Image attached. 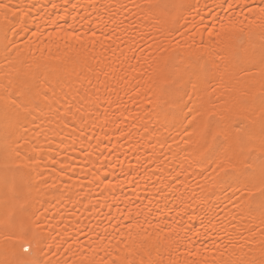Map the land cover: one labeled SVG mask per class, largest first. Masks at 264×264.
<instances>
[{"label":"bare ground","instance_id":"bare-ground-1","mask_svg":"<svg viewBox=\"0 0 264 264\" xmlns=\"http://www.w3.org/2000/svg\"><path fill=\"white\" fill-rule=\"evenodd\" d=\"M12 2L37 3L43 5V9L31 10L32 14L28 19L30 31L21 32L18 28V34L12 36L10 33L7 41L0 37V81L5 72L15 73L19 70L24 73L29 66H34L37 62L46 63L49 71L71 72L72 86L66 90L69 102L74 101V108H79L81 115L85 117L83 131L79 133V137L88 134L87 140L77 136L68 140L67 131L61 130L63 125L52 120L47 114L40 129L42 135L39 137V143L44 144V137H47L52 143V148L49 149L45 145V152L51 151L52 156L51 160L46 155L43 160L38 161L40 167L36 172H43L44 176H33L29 200L30 220L34 226L39 225L44 230L45 235L49 237L47 243L53 245V252L56 251L57 244H62V240L72 243L75 236H79L80 244L83 245V248L79 244L74 245L71 252L66 253L63 248L67 247V244H63L54 260H58L59 264H65L66 261L67 264H78L80 261L87 264V260L101 262L102 257L106 260V252H112L114 255L116 240L127 235L122 228L121 236L113 239V246L98 255L90 250L89 241H96V233L103 235L104 229H107L108 235L111 236L114 231L111 225L116 223L118 217L123 220V215L127 214L128 209H132L133 215L135 214L134 203L144 210L139 218V234L133 233L134 246L150 253L152 259H160L163 264H167L169 260L173 264H193V261L197 264L208 261L210 264L214 258L219 257L220 252L228 256L232 251L228 247L229 234L232 235L233 244L238 239L231 233L228 221L233 216L237 221L243 219L244 223H247V220L240 216L229 201L231 191L213 189L211 181L205 179L214 167L211 159L200 165L195 163L197 153L202 149H199L195 137L189 140L185 131H192L187 127V120L191 119L187 116V109L181 111L169 107L173 115L169 116L165 130L157 112L149 105V100L155 101L153 94L157 91L153 69L171 54V49L167 53L160 50L161 46L168 48L165 39L167 33L157 31L156 21L145 20L143 10L136 7L146 0ZM89 2L95 4L96 8L78 7L77 11L72 10L73 3L84 6ZM178 2L182 3L184 8L178 13L181 17L175 26L178 32L172 33L177 39H180L179 33H184L185 39L192 35L199 43L200 38L196 33L203 32L204 26L214 33H220L222 25L224 28L234 26L243 29L245 34L250 28H254L256 34L253 39H260L259 26L264 23V18L258 12L249 14L248 8L243 5H259L261 0ZM65 3L66 8L51 7L52 4ZM229 4L233 7L229 8ZM103 5L116 7L106 10ZM112 14H116L119 20H130L137 26L135 54L139 62L131 59L133 53L122 43L123 37L114 38L111 45L105 44L101 47L96 44L94 47L77 49L65 46L54 34L57 27L63 26L68 30L69 25L86 31L90 20L91 26L102 28ZM74 16L77 17L75 21L72 19ZM249 21L253 23L250 25ZM37 26L39 31L44 33V37L39 40L32 35L37 31ZM49 32L53 33L52 39L58 43H45ZM203 36L210 50L223 49V36L211 39L208 32H203ZM181 44L184 45V40H181ZM195 50L193 48L191 51ZM187 54H181L177 60ZM6 60L11 62V67L6 64ZM20 61L24 63L21 64ZM154 61L156 63H153ZM105 71L107 75L104 74ZM77 75L79 79L76 78ZM63 94L57 96L60 104H63V100H60V95ZM216 95L220 93L217 92ZM211 99L212 104L219 108L220 104L215 96ZM211 106L206 104V108ZM25 124L29 127V136H37L35 126L28 125L26 121ZM82 147L86 151L82 150ZM57 160L59 163H53ZM69 161L73 162L69 172L63 177L62 183L57 181L56 188L40 182L53 168L58 174L60 164H67ZM104 177L111 180L115 187L106 188L107 180L100 182ZM173 177L176 179L173 180ZM157 189L164 190L158 193ZM172 201H176L179 206L173 207ZM148 208L152 210L150 213ZM169 208L172 209L170 214ZM193 216L203 217L204 227L199 237L194 236L193 231L186 234L184 231L201 228L199 218L189 219ZM166 222L179 232L178 237L168 234L169 229L164 227ZM123 223L127 224V221L124 220ZM64 224L72 233L71 238L62 231ZM156 225H159V228ZM237 231H240L239 224ZM173 239H179L181 246H171ZM190 241H195V247L200 250L199 255H189V249L193 247ZM213 241L220 245L219 250L213 248ZM119 247L123 250V244ZM204 248H208L207 253L203 251Z\"/></svg>","mask_w":264,"mask_h":264},{"label":"snow or ice","instance_id":"snow-or-ice-1","mask_svg":"<svg viewBox=\"0 0 264 264\" xmlns=\"http://www.w3.org/2000/svg\"><path fill=\"white\" fill-rule=\"evenodd\" d=\"M51 7L66 8L67 4H52ZM71 7L73 11H77L78 7L96 8V5L91 2L84 6L73 3ZM102 7L107 10L109 7L115 8L116 5ZM136 7L143 10L145 20L156 21L157 31L167 33L165 39L168 48L161 46L160 50L167 53L171 49V54L153 69L157 91L153 94L155 101L149 100V105L157 112L165 130L169 116L173 115L169 107L181 111L187 109V116L191 117L187 120V127L192 131H185L189 140L195 137L199 149H202L198 151L195 163L200 165L211 159L214 167L205 179L211 181L213 189L231 191L229 201L240 216L247 220L244 223L243 219L237 221L233 216L228 221L231 233L238 239L233 244L232 235L229 234L228 247L232 251L228 256L220 252L219 257L214 258L210 264H264V23L259 26V41L253 39L256 34L254 28H250L245 34L243 29L234 26L224 28L222 25L221 32L214 33L204 26L203 32H208L211 39H218L220 36L224 38L223 49L216 51L210 50L205 44L203 32L196 33L200 38L199 43L192 35L186 39L184 33H179L180 39L172 35L174 31L178 32L175 27L181 18L178 13L184 8L178 0H146ZM228 7L232 8L233 5L229 4ZM243 7L248 8L249 14L258 12L264 18V0L259 5L245 3ZM32 9L42 10L43 5L0 0V37L7 41L10 33L12 36L18 34V28L21 32L30 31L28 19ZM72 19L75 21L77 17ZM252 23L249 21L250 25ZM89 25L86 31L73 25H69L68 30L60 26L55 29L54 34L65 46L77 49L94 47L96 44L101 47L105 44L111 45L114 38L123 37L122 43L133 53L131 59L139 62L135 54V33L138 29L130 20H119L116 14H112L102 28L91 26V20ZM32 35L38 40L44 37L38 26ZM52 37L53 33L49 32L45 43H58ZM181 40H184V45ZM193 48L196 49L195 52L191 51ZM185 52L188 54L177 60ZM121 55H124L123 51ZM6 64L12 66L7 60ZM104 74L107 75V72ZM72 75L66 70L49 71L46 63L37 62L24 73L19 70L15 73L5 72L0 81V264H59L54 257L61 251L63 244H67L63 248L66 253L71 252L74 245L79 244L83 248L79 236H75L72 243L62 240V244H57L56 251L53 252V245L47 243L49 237L39 225H33L29 216L33 176H44L43 172H36L40 167L38 161L43 160L46 155L51 160L52 156L51 151L45 152V145L52 148L48 138L44 137V144L39 143L42 135L40 129L46 114L63 125L61 130L67 131L68 140L73 136L88 139L87 133L79 137L85 117L81 115L79 108H74V101L69 102L66 91L72 86ZM76 78L79 79L78 75ZM217 92L220 95H216ZM61 93H64L60 95L63 104L57 100ZM213 96L220 104L219 108L212 104ZM206 104L212 106L206 108ZM25 121L28 125L35 126L37 136H29V127ZM82 150L86 151L83 147ZM53 163H59V160ZM72 163L69 161L67 164H60L58 174L53 168L40 182L56 188L57 181L63 182V177L68 174ZM105 180L106 188L115 187L107 177L100 179V182ZM163 190L157 189V192ZM172 205L179 206L176 201H172ZM134 207V215L132 209H128L123 220L118 217L116 223L111 225L114 230L111 236L104 229L103 235L96 233V241H89L90 250L98 255L113 246V239L121 236L122 228L127 235L116 240L115 254L106 252V260L103 257L101 262L87 260V264H163L160 259H152L150 253L134 246L133 233L139 234V218L144 212L135 203ZM147 211L150 213L152 210L148 208ZM171 211L169 208V214ZM197 218L201 220V228L184 229L185 234L188 231H193V235L197 237L202 234L203 217L193 216L189 219ZM124 220L127 224L123 223ZM237 224L240 225V231H237ZM156 227L159 228V225ZM164 227L169 229V235L179 236V232L170 223L166 222ZM62 231L69 238L72 237L66 224ZM190 243L193 247L189 249V255H199L200 250L195 247V241ZM121 244L123 250L119 247ZM212 244L215 250L220 249L215 241ZM171 246H181L179 239H173ZM203 251L207 253L208 248ZM78 264L85 262L80 261ZM167 264L173 262L169 260ZM193 264L197 262L193 261ZM203 264L209 262L204 261Z\"/></svg>","mask_w":264,"mask_h":264}]
</instances>
